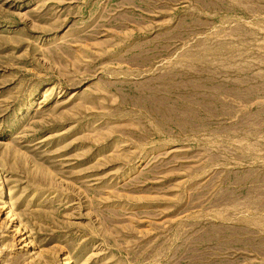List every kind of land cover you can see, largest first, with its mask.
<instances>
[{
    "label": "rangeland",
    "instance_id": "374dc122",
    "mask_svg": "<svg viewBox=\"0 0 264 264\" xmlns=\"http://www.w3.org/2000/svg\"><path fill=\"white\" fill-rule=\"evenodd\" d=\"M263 156L264 0H0V264H243Z\"/></svg>",
    "mask_w": 264,
    "mask_h": 264
},
{
    "label": "crops",
    "instance_id": "0c3cea01",
    "mask_svg": "<svg viewBox=\"0 0 264 264\" xmlns=\"http://www.w3.org/2000/svg\"><path fill=\"white\" fill-rule=\"evenodd\" d=\"M181 90L188 89L187 86L180 87ZM180 91V97L185 96V93ZM239 131H237L238 133ZM236 134V133H235ZM250 135V134H246ZM255 136V135H254ZM253 136V139L251 140H243L245 143H249L248 141H251V146H255V137ZM243 142V143H244ZM257 145H261L258 143ZM250 146V145H249ZM258 162L254 165L253 173L254 176L257 175L258 177L264 176L263 170L261 168V165L264 163V156L262 159L256 158ZM255 168V169H254ZM264 168V167H263ZM256 171V172H255ZM263 174H262V173ZM262 174V175H261ZM255 182L253 179L249 183ZM236 221L237 225L235 226V232H236V239L230 241L229 243L234 244L236 252L239 254L240 259H243V264H255V259L257 261H264V237H260L259 233L255 232V209H249V211H244L242 213L236 214ZM241 224V225H240ZM239 232L242 233V239H239L240 235ZM256 233V236H255ZM227 236V235H226ZM228 244V242H227Z\"/></svg>",
    "mask_w": 264,
    "mask_h": 264
}]
</instances>
